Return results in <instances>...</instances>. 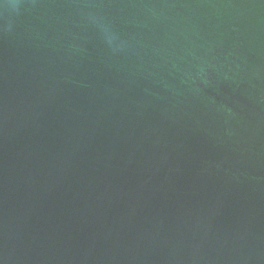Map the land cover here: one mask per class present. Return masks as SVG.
<instances>
[{
  "label": "water",
  "instance_id": "95a60500",
  "mask_svg": "<svg viewBox=\"0 0 264 264\" xmlns=\"http://www.w3.org/2000/svg\"><path fill=\"white\" fill-rule=\"evenodd\" d=\"M0 264H264V0H0Z\"/></svg>",
  "mask_w": 264,
  "mask_h": 264
}]
</instances>
